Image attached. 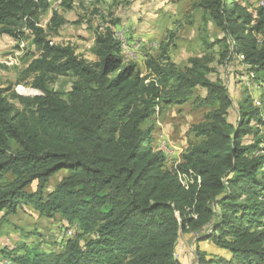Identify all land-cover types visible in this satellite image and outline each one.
Masks as SVG:
<instances>
[{"label":"trees","instance_id":"16d2710c","mask_svg":"<svg viewBox=\"0 0 264 264\" xmlns=\"http://www.w3.org/2000/svg\"><path fill=\"white\" fill-rule=\"evenodd\" d=\"M197 5L262 88L257 107L249 97L238 104L235 126L228 89L208 77L210 58H190L180 69L161 43L159 59L147 58L142 75L104 26L91 46L95 61H88L37 25L47 0H0V33L18 39L29 32L37 47L23 69L32 78L28 88L6 95L0 87V211L15 213L25 203L77 230L60 251L39 249L11 261L181 264L180 230H206L198 241H211L226 256L195 248L199 264H264V8L251 11L239 0ZM63 21L53 11L51 30ZM59 76L72 79L66 92L49 87ZM196 88L204 90L196 107L208 110L190 128L199 140L168 165L164 151L150 146L147 122L157 109L195 97ZM60 170L66 175L45 192Z\"/></svg>","mask_w":264,"mask_h":264},{"label":"rangeland","instance_id":"374dc122","mask_svg":"<svg viewBox=\"0 0 264 264\" xmlns=\"http://www.w3.org/2000/svg\"><path fill=\"white\" fill-rule=\"evenodd\" d=\"M56 4L58 0H50ZM200 0H93L86 4L82 0H71L70 5L58 3L57 13L63 23L54 31L50 28L52 13L47 12L40 17V23L47 37L55 43L70 44L75 53L88 61H95L91 46L97 31L107 26L114 28L124 25L127 28V39L141 42L139 57L127 60L136 64L142 75L146 74L145 60L149 57L159 59L161 43H168L169 61L180 69L188 66L190 58L208 57L212 80L219 78L232 99L228 113V121L237 125L240 117L238 104L249 97L253 106H258L262 88L253 80L252 72L242 61L241 56L234 54L232 43L225 33L213 23L209 15L200 7ZM249 10L263 7L260 0H239ZM49 9V7H48ZM114 24V25H113ZM24 51L18 46V39L0 33V87L6 88V95L12 91L19 92L30 85L32 78L26 77L23 69L37 55V47L33 43L34 35L25 34ZM229 50V52H228ZM20 51L19 62L14 66L3 63L8 56ZM52 90L66 92L71 85V77L59 76L50 79ZM204 94V90L196 88L195 97L177 105L163 106L157 109L154 116L147 122L153 126L151 147L158 149L163 139L168 147V165L177 163L183 150L189 144L198 142L190 128L204 119L207 108L197 106L196 97ZM14 108L19 104L11 101ZM261 132L264 130L260 127ZM246 142L250 137H245ZM66 175L60 170L52 176L45 187V192L52 191L58 181ZM10 177V176H9ZM36 183L25 187L27 193L35 191ZM66 222L60 215L48 218L37 213L31 205L21 203L15 213L0 211V261H11L13 257L25 252L54 251L61 233L60 229ZM77 230H75V234ZM207 231L180 230L175 249L176 258L181 264H199L195 248L206 254H223L209 240H199V236ZM76 236V235H75ZM226 256V255H225ZM228 257V255H227Z\"/></svg>","mask_w":264,"mask_h":264},{"label":"built area","instance_id":"2783aa9c","mask_svg":"<svg viewBox=\"0 0 264 264\" xmlns=\"http://www.w3.org/2000/svg\"><path fill=\"white\" fill-rule=\"evenodd\" d=\"M84 3L89 4L91 3L93 0H82ZM47 2L49 3V13L53 14V11L57 10V6L58 3L60 4L62 2V0H58L56 2V4H51L50 0H47ZM263 6L264 5V0H260L259 4ZM42 16V15H41ZM40 16V17H41ZM38 26L43 27V25L40 23V19L39 22L37 24ZM112 32H113V36L114 38L119 42L120 47H121V52H123L124 58L125 60H135L139 57V49L142 46L141 42H131L127 39V28L124 27V25H119L116 26L114 28H112ZM25 34H29V32H25ZM18 46H20L21 51L23 53L24 51V37H19L18 38ZM21 52L20 51H15L14 52V56L10 55L8 56L4 61H2L1 63L7 65V66H14L19 62V55ZM163 144L158 147L159 149H161L162 151H164L167 159H168V151H167V143L166 141L163 139ZM75 226L69 225V224H65L61 227L60 231V235H59V239L58 241H56L57 245L55 246V250L54 251H60V249L63 248V246L65 245V243L72 239L75 236ZM0 264H19L17 262H13V261H0Z\"/></svg>","mask_w":264,"mask_h":264}]
</instances>
